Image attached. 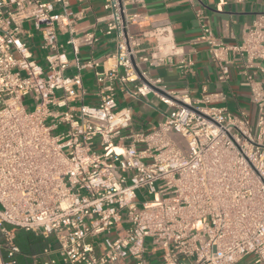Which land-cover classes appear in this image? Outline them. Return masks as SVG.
I'll use <instances>...</instances> for the list:
<instances>
[{
    "label": "built area",
    "instance_id": "1",
    "mask_svg": "<svg viewBox=\"0 0 264 264\" xmlns=\"http://www.w3.org/2000/svg\"><path fill=\"white\" fill-rule=\"evenodd\" d=\"M103 2V31L116 43L106 60L115 63L95 71L99 102L89 104L81 70L100 61L81 62L79 45L99 37L85 31L68 40L78 72L67 75L54 0H0V264H19L17 229L52 237L55 248L45 252L54 249L66 264H151V253L160 264H237L250 255L264 264V15L239 43L204 22L197 38L219 82H229L231 66L244 76L252 117L218 104L225 91L193 99L151 76L144 64L178 56L190 67L193 59L168 26L145 24L146 0ZM197 16L205 18L202 10ZM27 21L41 32L44 64L21 38ZM118 91L154 94L170 110L136 129Z\"/></svg>",
    "mask_w": 264,
    "mask_h": 264
},
{
    "label": "crops",
    "instance_id": "2",
    "mask_svg": "<svg viewBox=\"0 0 264 264\" xmlns=\"http://www.w3.org/2000/svg\"><path fill=\"white\" fill-rule=\"evenodd\" d=\"M103 0H54V12L62 14L63 22L58 26V40L70 59L67 75L78 72L75 64L73 45L68 42L71 37H78L85 31H93L99 40L92 46L80 44L79 58L81 62L94 58L99 59L98 67L87 66L81 70L83 86L86 90L85 103L99 102L98 84L95 78L96 70H104L115 63V58L106 60L107 55L115 51V34H106L108 12L104 8ZM148 18L145 24L151 26H168L174 39L181 47L185 56L193 59L190 67H181L179 57L174 56L173 62L157 67H147L153 77H160L163 83L172 90L187 92L193 99L202 97L206 92L225 91L226 104L234 112L240 109L250 110L254 116V109L249 103L250 91L242 74L235 66H231L229 82L218 81V67L213 61L206 42L198 40L201 35V22L207 24L215 36L224 42L236 44L241 42L244 30L260 15H264V0H146V7L140 8ZM202 10L204 19L200 21L197 11ZM69 24V25H68ZM137 25L132 30H137ZM72 29V30H71ZM21 38L30 46L34 58L45 63L44 50L41 48L43 39L33 22L23 23ZM117 99L120 107L127 106L133 112V125L136 129H149L164 120L170 107L164 104L156 95L135 97L118 91ZM33 232V231H32ZM17 233V230H16ZM34 236H43L36 232ZM52 238V237H51ZM17 242V241H16ZM19 245V244H18ZM20 246V245H19ZM55 248L53 238L46 242L38 252H26L20 246L17 254L19 264H44L56 260L53 264L64 263L55 250L45 252L48 247ZM253 255L246 256L237 264H262L255 262ZM161 258L157 253H151V264H160Z\"/></svg>",
    "mask_w": 264,
    "mask_h": 264
},
{
    "label": "trees",
    "instance_id": "3",
    "mask_svg": "<svg viewBox=\"0 0 264 264\" xmlns=\"http://www.w3.org/2000/svg\"><path fill=\"white\" fill-rule=\"evenodd\" d=\"M32 233V231L17 229L16 241L26 252H38L42 250L47 241L52 239L51 237L46 239L41 235L34 236Z\"/></svg>",
    "mask_w": 264,
    "mask_h": 264
},
{
    "label": "rangeland",
    "instance_id": "4",
    "mask_svg": "<svg viewBox=\"0 0 264 264\" xmlns=\"http://www.w3.org/2000/svg\"><path fill=\"white\" fill-rule=\"evenodd\" d=\"M249 87V86H248ZM23 101H24V104H25V106H26V108H27V110H33V108H34V101L30 98V97H28V96H25L24 98H23ZM249 102H250V99H249ZM251 106H252V104H251V102L249 103ZM250 110H248V112H249ZM145 198H148V196L146 195L145 197H143L140 193H139V200H145ZM119 227V230H121V227H120V225L118 226ZM148 243H150V240H148L147 241Z\"/></svg>",
    "mask_w": 264,
    "mask_h": 264
}]
</instances>
